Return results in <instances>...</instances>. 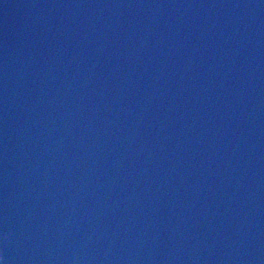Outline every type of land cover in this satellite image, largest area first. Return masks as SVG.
<instances>
[{"label": "water", "instance_id": "1", "mask_svg": "<svg viewBox=\"0 0 264 264\" xmlns=\"http://www.w3.org/2000/svg\"><path fill=\"white\" fill-rule=\"evenodd\" d=\"M3 264H264V0H0Z\"/></svg>", "mask_w": 264, "mask_h": 264}, {"label": "snow or ice", "instance_id": "2", "mask_svg": "<svg viewBox=\"0 0 264 264\" xmlns=\"http://www.w3.org/2000/svg\"><path fill=\"white\" fill-rule=\"evenodd\" d=\"M0 264H3L2 260H0Z\"/></svg>", "mask_w": 264, "mask_h": 264}]
</instances>
